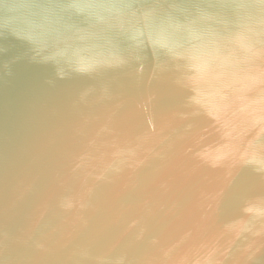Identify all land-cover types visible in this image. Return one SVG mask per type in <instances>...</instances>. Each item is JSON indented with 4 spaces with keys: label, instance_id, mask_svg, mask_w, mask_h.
I'll list each match as a JSON object with an SVG mask.
<instances>
[{
    "label": "water",
    "instance_id": "95a60500",
    "mask_svg": "<svg viewBox=\"0 0 264 264\" xmlns=\"http://www.w3.org/2000/svg\"><path fill=\"white\" fill-rule=\"evenodd\" d=\"M0 264H264V0H0Z\"/></svg>",
    "mask_w": 264,
    "mask_h": 264
}]
</instances>
